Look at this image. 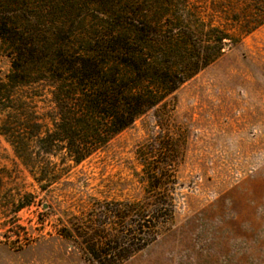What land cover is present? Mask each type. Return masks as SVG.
Returning <instances> with one entry per match:
<instances>
[{
	"label": "rangeland",
	"instance_id": "rangeland-1",
	"mask_svg": "<svg viewBox=\"0 0 264 264\" xmlns=\"http://www.w3.org/2000/svg\"><path fill=\"white\" fill-rule=\"evenodd\" d=\"M170 2V13L223 34L222 52L85 160L74 163L59 150L47 163L33 149L23 163L7 122L18 121V141L28 136L30 143L20 124L30 117L0 106V264H95L75 231L90 235V225L116 220L111 202L143 198L141 149L150 165L172 171L173 216L121 264H264V18L250 28L257 17L241 0ZM25 5L13 20L44 25L50 35L69 28L70 4ZM79 13L74 28L84 24ZM7 47L0 41V80L11 67ZM19 92L31 97L38 116H51L43 85Z\"/></svg>",
	"mask_w": 264,
	"mask_h": 264
},
{
	"label": "trees",
	"instance_id": "trees-1",
	"mask_svg": "<svg viewBox=\"0 0 264 264\" xmlns=\"http://www.w3.org/2000/svg\"><path fill=\"white\" fill-rule=\"evenodd\" d=\"M60 1L70 4L69 28L50 35L44 25L42 29L11 17L16 9L26 11L28 0H0V41L8 45L11 59L6 79L0 80V106L9 115L30 117L20 123L23 134L30 131V143L24 142L28 136L18 141V121L7 122L6 132L23 163L29 164L33 149L38 156L44 154L47 163L48 155L59 150L74 163L85 160L139 116L164 103L225 45L226 37L199 18L191 22L177 10L170 13V0ZM241 1L249 7L246 12L252 10L257 17L249 27L260 24L264 0ZM75 11L86 15L76 28L74 17L81 15ZM52 40L56 43L49 46ZM32 84L43 85L50 94V119L38 116L31 97L20 94L22 87ZM139 155L143 198L111 202L109 210L116 220L90 225V235L75 231L95 264L123 263L154 241L160 226L173 216L171 169L150 165L144 149Z\"/></svg>",
	"mask_w": 264,
	"mask_h": 264
}]
</instances>
